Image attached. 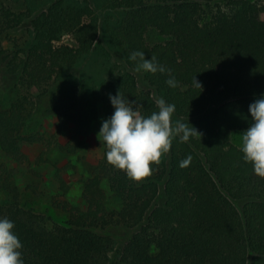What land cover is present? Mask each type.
Here are the masks:
<instances>
[{"label":"trees","instance_id":"trees-1","mask_svg":"<svg viewBox=\"0 0 264 264\" xmlns=\"http://www.w3.org/2000/svg\"><path fill=\"white\" fill-rule=\"evenodd\" d=\"M36 1L33 8H45L31 21V44L6 56L0 50L23 92L8 106L0 104V152L7 160L0 164V217L14 222L24 264H264V175L229 139L250 126L248 106L264 94V0H94L120 13L113 22L98 20L88 3ZM21 22L0 4V38ZM149 29L165 41L148 45ZM64 35L73 45H55ZM97 50L119 59L105 78L90 89L79 83L70 95L48 96L53 84ZM137 51L170 72L139 69V61L129 58ZM170 76L174 88L165 82ZM31 89L39 94L32 96ZM118 91L145 116L158 111L159 98L174 104L172 120L188 121L200 136L188 142L176 137L140 181L106 161L101 138L102 157L81 181L86 209L59 204L67 222L48 225L22 206L13 181L14 165L42 157L31 147L43 140L27 125L38 104L49 102L45 112L82 135L96 105L111 116L108 97ZM102 181L118 210L105 205ZM119 230L126 239L111 234Z\"/></svg>","mask_w":264,"mask_h":264},{"label":"rangeland","instance_id":"rangeland-1","mask_svg":"<svg viewBox=\"0 0 264 264\" xmlns=\"http://www.w3.org/2000/svg\"><path fill=\"white\" fill-rule=\"evenodd\" d=\"M66 1L79 5L90 4L93 6L94 15L98 20L106 19L108 22H113L120 15L119 12L106 6L104 2H97V5H94V0ZM35 2L37 1L0 0L2 6L10 9L13 15L22 19L17 27L1 35L0 50L5 52L3 56H6L7 53L25 50L31 44L33 39L31 21L39 11L45 8L44 6L33 8ZM216 2L222 5L221 0ZM145 41L148 45H154L163 43L165 38L160 36L156 30L149 29L145 33ZM61 44L73 45V41L68 35H64L59 42L55 43V45ZM118 61L116 55L108 60L98 50L92 52L83 57L74 69L67 71L62 79L53 84L48 91V96L56 94L57 91H60L64 96L70 95L72 87L79 86V83H83L86 88L90 89L98 80L105 78L108 67L117 64ZM6 62L0 59V104L3 107L8 106L18 95L23 93L17 86V79L7 73ZM30 94L36 97L39 92L37 89H31ZM49 105V102L38 104L39 110L27 125L28 132L38 134L43 140L31 147L33 154L42 155V157L35 160L31 158L29 162L21 166L14 165L17 173L14 175L13 181L20 191L22 206L42 215L47 224L52 225L64 224L68 220V215L58 208L59 204H67L69 207L73 206L82 211L86 209L82 197L81 181L89 177V167L102 157L103 147L98 132L101 122L106 118L103 107L96 105L95 118L90 122L84 134L77 135L68 126L58 123L55 112H45ZM242 133L243 131H232L229 136L231 144L240 149ZM59 147L74 148L75 150L73 153H68L67 150H60ZM0 164L7 165V160L1 152ZM100 189L107 208L118 210L120 203L113 197L106 181L101 182ZM111 234H118L122 240L127 237L124 230L113 231ZM112 256L113 253L110 254V258Z\"/></svg>","mask_w":264,"mask_h":264},{"label":"clouds","instance_id":"clouds-1","mask_svg":"<svg viewBox=\"0 0 264 264\" xmlns=\"http://www.w3.org/2000/svg\"><path fill=\"white\" fill-rule=\"evenodd\" d=\"M139 61L138 68L149 73H164L166 70L155 57L145 58L143 52H133L129 57ZM166 84L176 87L177 81L170 76ZM195 85H201L194 78ZM114 111L101 122L98 135L106 145V161L113 167L140 181L149 177L163 154L167 153L172 142L179 137L181 142H188L191 137L200 134L189 124L173 121L175 105L163 98L156 101L158 111L145 116L140 113L134 101L117 92L109 95ZM251 124L242 133L241 152L245 162L251 163L256 173L264 175V94L248 106ZM191 157L182 161L180 166H187ZM15 224L7 217H0V264H24L21 249L22 242L14 231Z\"/></svg>","mask_w":264,"mask_h":264}]
</instances>
